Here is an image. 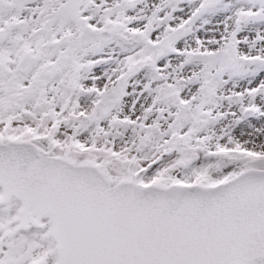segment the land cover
Wrapping results in <instances>:
<instances>
[{
	"label": "snow or ice",
	"instance_id": "1",
	"mask_svg": "<svg viewBox=\"0 0 264 264\" xmlns=\"http://www.w3.org/2000/svg\"><path fill=\"white\" fill-rule=\"evenodd\" d=\"M0 264H264V0H0Z\"/></svg>",
	"mask_w": 264,
	"mask_h": 264
}]
</instances>
